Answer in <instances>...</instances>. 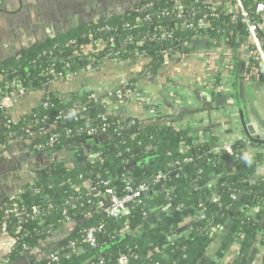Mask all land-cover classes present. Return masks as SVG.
Here are the masks:
<instances>
[{
	"label": "trees",
	"instance_id": "obj_1",
	"mask_svg": "<svg viewBox=\"0 0 264 264\" xmlns=\"http://www.w3.org/2000/svg\"><path fill=\"white\" fill-rule=\"evenodd\" d=\"M259 1L241 0L250 22L256 20L254 9ZM150 2L154 7L146 12L101 16L4 61L0 64V99L14 92L8 80H18L29 90L47 88L53 77L50 70L77 72L105 58H139L134 54L137 51L149 60L135 77L139 78L162 66L165 51L172 58L175 52L190 54L200 43L234 48L250 42L240 11L227 10L226 4L234 5V0H221L208 13L206 27L197 30L181 23L199 21L213 0H145L135 7ZM162 9L171 14L181 9L187 14L171 20L157 16ZM146 14L152 18L145 19ZM259 37L264 47V30ZM139 42L144 45L138 46ZM252 61L257 64L253 56ZM94 108L84 95L75 94L66 101L47 89L34 111L18 121L0 110V153L15 139L22 143L31 140L32 145L41 146L38 151L47 150L52 135L56 136L53 148L58 150L70 143L83 146L74 150L73 162L60 161L41 170L33 183L0 208V225L6 222L7 232L14 238L9 262L26 259L37 241L65 223L62 210L73 199L76 205L68 212V226H76L74 231L46 258L30 264H118L121 256L127 257V264H247L254 250V258L260 254L264 264V250L259 252L264 245V204L256 216L249 217L241 209L264 200L261 153L243 162L238 158L243 142L232 143L231 153L215 152L210 144H192L187 129H174L167 115L108 117L92 112ZM147 108L158 107L147 104ZM98 124H105L106 132H77ZM28 125L34 129L33 136L25 132ZM105 134L107 138H103ZM232 156L237 160L229 166ZM186 158L193 161H184ZM200 159L197 167H190ZM160 173L166 177L157 181ZM103 180L119 194L125 193L127 184H145L147 190L129 205L127 215L115 218L98 206L99 202L106 205L107 198L91 194L92 190L103 192ZM201 209L203 215L197 216ZM91 227L97 228L95 246L83 242ZM233 247L236 253L227 260ZM203 256L206 263L201 261Z\"/></svg>",
	"mask_w": 264,
	"mask_h": 264
},
{
	"label": "crops",
	"instance_id": "obj_2",
	"mask_svg": "<svg viewBox=\"0 0 264 264\" xmlns=\"http://www.w3.org/2000/svg\"><path fill=\"white\" fill-rule=\"evenodd\" d=\"M26 1L27 4L22 5L20 11L23 20L19 21L17 19L18 14H15V11L19 10V1L7 0L4 2V0H0V7L6 11L10 10L9 13L13 14L11 15L12 20L15 19L12 24H8L6 27L7 20L3 21L0 17V57L3 56L4 50L8 52L9 48L27 50V48L32 47V44L50 39V34L55 36L60 30L61 33L64 32L60 26L65 22L66 17L62 16L59 4L57 5L55 1H53L55 4L51 3L50 9L47 11L48 27H45V23L37 18L36 11L35 19L32 21L25 20V9L34 8L42 11L38 5V0ZM44 3L45 6L50 4L49 0H44ZM226 7L229 11L236 10L231 3H227ZM40 18H44L42 12ZM11 25L18 27V29L14 34L12 33V36L10 34H7L8 37L4 36L5 31L2 27L8 29L11 28ZM32 25L35 27L32 28ZM41 26H43L42 29H40ZM66 29L70 30L69 28ZM223 49H230L231 51L234 65L231 72L221 66L216 59L215 62L212 60V63L205 59V56L215 58L221 54ZM164 61L157 70L152 69L150 73L144 72V76L135 78L149 62L146 57L122 60L105 58L96 64L78 70L71 76L51 79L47 83V88L32 89L22 96H15L7 110L15 121L30 115L34 108L40 104L47 89L53 90L58 97L66 101L72 95H84L88 101L94 103V111L108 117H152L147 104H156L157 109L164 111V115H167L171 120L174 129H187L192 144L216 145L225 142L234 143L240 139L239 141L245 145L238 154L239 160L249 162L253 160L256 154L261 153L263 160L260 168L264 169V75L256 69V65L252 61L250 45L244 42L234 48H224L200 43L196 48L193 47L190 54H187L185 61L170 57L166 58V63ZM210 76L229 79V89L236 98V112L233 117L226 116L223 112V106L215 104V97L222 94L209 95L205 91L202 82ZM242 117L254 130V134L251 135L252 139L244 130ZM2 127L3 121L0 113V130ZM255 137L262 141L255 142L253 140ZM16 142L23 141L11 140L6 146L10 147ZM70 144H73L72 150H65V147L61 150L60 158L63 162H73L75 160L73 158L74 150L83 148L82 144ZM253 144H260L261 146ZM23 149L16 154L17 156L8 157L5 161L0 160V167H4V174L13 172L18 168V161L21 162L19 175L9 177L8 182L4 185L7 191L16 192L15 196L21 193L28 184L33 183L41 170L58 163L53 161L48 165L46 162L52 159L51 156H44L42 160H39L34 158V154L40 153L39 151L30 149L32 155L27 156L25 154L27 147ZM84 154L86 156L88 154L86 149ZM102 195L106 197L104 193ZM71 228L68 223H63L51 230L45 239H40V242L33 248L37 247L47 251L46 243H55L56 240L60 239V234H66ZM13 244L11 240L4 237L0 239L1 264L10 263L9 254H11ZM260 250H264V245L259 248V252ZM235 251L236 247H233L227 253V260L236 253ZM259 255L255 256L251 264H262Z\"/></svg>",
	"mask_w": 264,
	"mask_h": 264
},
{
	"label": "built area",
	"instance_id": "obj_3",
	"mask_svg": "<svg viewBox=\"0 0 264 264\" xmlns=\"http://www.w3.org/2000/svg\"><path fill=\"white\" fill-rule=\"evenodd\" d=\"M214 2L209 5L206 9V12L203 14L202 18L197 21L196 23H191V22H182L181 26H183L186 29H202L206 27V22H207V17L208 13L215 10L217 8V4L221 2V0H213ZM235 4L233 5L236 10H239L243 20L247 23V31L248 35L250 38V53L251 55L255 58L257 64H256V69L264 75V47L261 42V38L259 37V32L264 30V0H261L256 3L255 5V15H256V20L250 22L249 21V16L244 7L242 6L241 0H234ZM153 3H146L143 4L141 7L136 8L135 6L131 8L133 12H139L143 11L146 12L148 9H152L154 6ZM172 12L168 11L167 9H162L161 11L158 12V17L161 18H170L171 20L175 19H181L187 14L186 12H183L181 9L175 14H171ZM152 18V15L146 14L145 19L149 20ZM105 29H109V27H105ZM164 36V34L162 35ZM113 40L111 39V43ZM135 56H142L139 52L135 51ZM165 54V63L166 58H169L167 56V52H164ZM172 58L175 59H181L182 61H185L187 59V55L179 52H175L172 56ZM205 59L207 61H210L212 63V60L215 62L216 61L220 62L221 66H223L225 69L228 71H233V58L231 55L230 49H223L221 54L217 55L215 58L213 56H205ZM229 72V73H230ZM49 73L51 76H53L51 79H62L64 77H68L73 75L75 72H72L70 68H67L63 72H56L54 70H50ZM50 79V80H51ZM48 80V81H50ZM229 79H225L224 77L221 78H214V77H208L204 82H202V85L209 95L213 94H222L225 96V105L223 106V112L225 113L226 116L233 117L236 112L235 104H236V98L233 96L231 93V89H229V86L227 85V82ZM7 84L11 87H14V92L7 94L3 96L0 99V110L4 111L5 113H8L7 108L10 106V104L13 101V98L17 95H24L28 92V88L26 86H23L20 81L18 80H8ZM46 105V103H45ZM150 114L152 117H157L160 115H164L165 112L159 109H150ZM107 126L105 124H98L97 126H88L85 129L80 128L77 132H86L87 135H94L98 133H104L106 132ZM34 130V129H33ZM32 130V126L28 125L25 132L27 133V136H33L34 131ZM242 139V138H241ZM56 140V136L52 135L48 138V141L46 142V145L48 146L50 150L53 148V144ZM240 140V139H239ZM237 140L236 142H238ZM34 149L37 151L41 148L40 145H32ZM212 148L215 152H220V151H225L227 153L232 152V143H222V144H216L212 145ZM46 151V150H44ZM43 152V151H39ZM184 161L187 162H192V158H186ZM166 176L165 174H158L156 176V180L160 181L164 179ZM102 184L104 186L103 188V193L106 195L108 198V202L106 205H104L102 202L98 203V206L103 208L104 212L111 216L118 218L123 215H127L129 213V205L133 204L138 201V198L142 195L147 190V186L145 184H138V185H132V184H127L125 188V193L124 194H119L114 187H112L107 180H103ZM73 199L67 200L66 204L68 205L62 210V214L64 215V220L65 223L70 222V216L68 215V212L70 209L74 208L76 203L72 202ZM212 200L216 201L217 197L215 195L212 196ZM264 200L257 201L253 205L245 206L242 207L241 209L244 210L245 214L247 216H256L263 208ZM6 214H8V211H5ZM32 213L36 214L37 213V208L33 207L32 208ZM203 215V209L199 210V213L197 216H202ZM0 231H7V224L6 222H2L0 225ZM97 231V228L91 227L86 231L85 236L83 237V242L89 243L91 246L96 245V240L94 237L95 232ZM263 240H264V234H263ZM74 243H71V245ZM53 259H56L57 256L54 255L52 256ZM128 259L126 256H121L118 259V264H127Z\"/></svg>",
	"mask_w": 264,
	"mask_h": 264
},
{
	"label": "water",
	"instance_id": "obj_4",
	"mask_svg": "<svg viewBox=\"0 0 264 264\" xmlns=\"http://www.w3.org/2000/svg\"><path fill=\"white\" fill-rule=\"evenodd\" d=\"M18 1H19V5L20 6H19V10L15 11V14L16 13L18 14L19 17H17V19L19 21H21V20H23V16H22L20 11L22 10V5H24L25 3L27 4V1L26 0H18ZM28 1L32 2L33 0H28ZM86 1H89L93 11H91V12L87 11V7H86L87 3H86ZM143 1H145V0H131V2H132L131 4L123 5V3L127 2V0H120V3H119L120 5H119V4H117L118 3L117 0H110V4L111 5L106 7V6H103V4L101 6H98V3L101 4V0H85V1L84 0H67V5H65L64 7H69L70 6L72 11L71 10H64V12H62L61 9H60V12H61L62 16L66 17L65 22L62 23L60 27L65 32L67 30L66 28H69V29L76 28L80 24H84V23L86 24V23L95 21L98 18H100L101 16L106 17V16L113 15L115 13H120V14H122V13H130L129 11L131 10V8H133L134 6L138 5L139 3L143 2ZM4 2H7V0H4ZM157 2H160V0H157ZM113 3L114 4L116 3V5H119L118 8ZM38 5L42 9V11L36 10L34 8L25 9L24 18H25L26 21H28V20L32 21L33 19H35V11H36L37 18L45 23L44 24L45 27H48L47 11L50 9V5L51 4H49V5L46 4V6H45L44 0H38ZM111 7H115V8L111 9ZM0 11H1V13H0L1 19H3V21L7 20V25L8 24H12V22L15 19L12 20L11 15H13V14L9 13L10 10L6 11V9H3V8L0 7ZM105 11L106 12L111 11V13L110 14H105V13H103ZM41 12H42L43 17H44L43 19L40 18ZM86 12H88V13H86ZM72 22H73V24H72ZM34 27H35V25H32V28H34ZM42 27L43 26H41L40 29H42ZM16 29H18V27H14L13 25H11V28H8V29L6 28L5 29L6 31L3 34L6 37H8L7 34H10V36H12V33L14 34ZM60 33H61V30L58 31L55 35H58ZM50 37L53 38L54 34L53 35L50 34ZM43 41L44 40L39 41L36 44H32V47L37 45L38 43L40 44ZM112 45H115V43H112ZM137 45L138 46H142V45H144V43L143 42H139V43H137ZM166 45H168V44H166ZM121 46L124 47L125 45L122 44ZM189 46L192 47V44H190ZM24 50L25 49L12 50L11 48H9L8 52H6L7 50L6 51L4 50L3 56L0 57V64L3 63L4 61H7V60H9L11 58H14V57L20 55L21 53H23ZM215 104L217 106H224L225 105V96L224 95L216 96L215 97ZM92 112H94V110H92ZM242 124H243V127H244V130H245L246 134L248 135V137L251 138V135L254 134V130H253L252 126L247 124L245 122V120L243 119V117H242ZM54 128H55L54 126L51 127V129H54ZM47 131H49V129ZM131 131H133V130H131ZM103 138H107V135L106 134L103 135ZM253 140L255 142L262 141L258 137H255ZM31 143H32L31 140H27L24 143L16 142V143L12 144L8 149H6L4 152H2L0 154V160H4L5 161V159H7L8 157L15 156L20 150H24L23 149L24 147H27V151H25V154L27 156H31L32 155L30 153V149H32V144ZM68 149L72 150L73 149V144L65 146V150H68ZM60 154H61V150L53 148V149H50V150H46V151L34 154L35 155L34 158L42 160V158L44 156H51L52 159H49V161L46 162V164L50 165L53 161H55V162L62 161V159L60 158ZM235 160H237V157L236 156H232L231 159L228 161V165L229 166L232 165V162L235 161ZM202 161L203 160L200 159L198 162H195L190 167H197L200 164V162H202ZM9 162H11V161H9ZM76 166L79 167L80 164L77 162ZM17 167L18 168L15 169L13 172H10V173H7V174L3 173L4 172L3 171L4 167H0V208H4L6 206V203L11 198L15 197V195H16V192L12 193L10 191H7L5 189V187H4V185L6 184V182H8L7 179H9V177L11 178L12 176L19 175V173H20L19 170L21 168V162L20 161H18ZM22 188H24V187H22ZM102 193L103 192L97 191V190H92L91 191V194L96 195V196H102ZM241 196H242V193L239 194L238 198H240ZM228 221H229V218L227 219V222ZM263 222H264V211H263V214L261 216V223L263 224ZM75 227L76 226H73L71 229H68V232L66 234H60V239L58 241L56 240L55 243H51V244H47L46 243V246L45 245L44 246L48 249L47 251L43 250V249H39L37 247L36 248H32L29 251V254L27 255L26 259L22 258L21 260H17L15 262H10L8 264H30V263H32L34 261H39V260H42L43 258H46L52 250L57 249L58 246L63 243L62 241L64 240V238L68 237L74 231ZM3 237L8 239V240H11L14 243V238L11 235H9L7 231H0V239L3 238ZM39 242L40 241H37V244ZM4 254H6V253H4ZM254 255H255V250L252 252V254H251L250 258H249V262L247 264H251L252 263ZM1 261L2 260L0 259V264H1ZM201 261L203 263H206L207 262V257L203 256L201 258Z\"/></svg>",
	"mask_w": 264,
	"mask_h": 264
},
{
	"label": "flooded vegetation",
	"instance_id": "obj_5",
	"mask_svg": "<svg viewBox=\"0 0 264 264\" xmlns=\"http://www.w3.org/2000/svg\"><path fill=\"white\" fill-rule=\"evenodd\" d=\"M53 1H55L56 3H57V5L59 4L60 5V9H61V11L62 12H64V10H71V8H70V6L69 7H64L65 5H67V0H49V3L51 4H55ZM85 1V0H84ZM83 2V1H82ZM117 4H119L120 3V0H117ZM86 3H87V11L88 12H91V11H93V9L91 8V4L89 3V1H86ZM132 2H131V0H127V2H125V3H123V5H129V4H131ZM97 4V3H96ZM103 4V6H110L111 4H110V0H101V4L100 3H98V6H101ZM114 4V3H113ZM115 6H117V8H118V6L120 5H116V3L114 4ZM110 8V7H109ZM113 8H115V7H111V9H113ZM90 10V11H89ZM72 11V10H71ZM88 12H86V13H88ZM103 13H105V14H110L111 13V11H108V12H103ZM6 27H8V25L6 26ZM2 29H3V31H6L5 29L6 28H3L2 27Z\"/></svg>",
	"mask_w": 264,
	"mask_h": 264
},
{
	"label": "rangeland",
	"instance_id": "obj_6",
	"mask_svg": "<svg viewBox=\"0 0 264 264\" xmlns=\"http://www.w3.org/2000/svg\"><path fill=\"white\" fill-rule=\"evenodd\" d=\"M229 84V81L227 82V85ZM235 108H236V104H235Z\"/></svg>",
	"mask_w": 264,
	"mask_h": 264
}]
</instances>
